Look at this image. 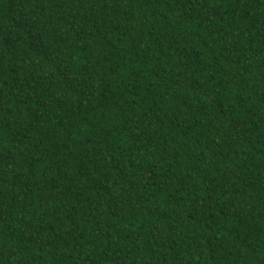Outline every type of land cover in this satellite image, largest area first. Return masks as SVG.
Returning a JSON list of instances; mask_svg holds the SVG:
<instances>
[{"label": "trees", "instance_id": "16d2710c", "mask_svg": "<svg viewBox=\"0 0 264 264\" xmlns=\"http://www.w3.org/2000/svg\"><path fill=\"white\" fill-rule=\"evenodd\" d=\"M0 264H264V0H0Z\"/></svg>", "mask_w": 264, "mask_h": 264}]
</instances>
